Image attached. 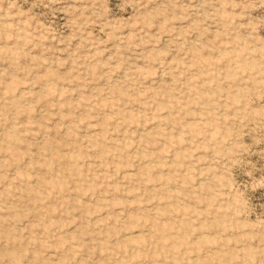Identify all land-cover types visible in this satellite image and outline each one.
Segmentation results:
<instances>
[{
  "label": "rangeland",
  "instance_id": "obj_1",
  "mask_svg": "<svg viewBox=\"0 0 264 264\" xmlns=\"http://www.w3.org/2000/svg\"><path fill=\"white\" fill-rule=\"evenodd\" d=\"M0 264H264V0H0Z\"/></svg>",
  "mask_w": 264,
  "mask_h": 264
}]
</instances>
